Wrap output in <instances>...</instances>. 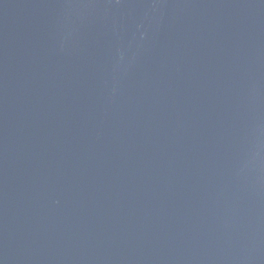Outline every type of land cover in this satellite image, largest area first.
Here are the masks:
<instances>
[{
    "label": "water",
    "instance_id": "water-1",
    "mask_svg": "<svg viewBox=\"0 0 264 264\" xmlns=\"http://www.w3.org/2000/svg\"><path fill=\"white\" fill-rule=\"evenodd\" d=\"M0 264H264V0H0Z\"/></svg>",
    "mask_w": 264,
    "mask_h": 264
}]
</instances>
